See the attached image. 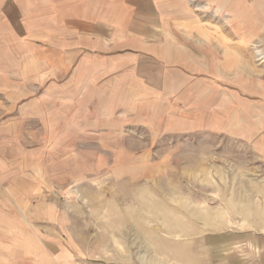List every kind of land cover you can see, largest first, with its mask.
Returning <instances> with one entry per match:
<instances>
[{
  "label": "rangeland",
  "instance_id": "rangeland-1",
  "mask_svg": "<svg viewBox=\"0 0 264 264\" xmlns=\"http://www.w3.org/2000/svg\"><path fill=\"white\" fill-rule=\"evenodd\" d=\"M185 5L225 33L226 11L213 15L211 0ZM249 49L253 92L264 42ZM209 61L208 73L171 74L153 97L63 83L0 102V264H190L221 236L216 256L248 257L238 243L264 231V163L232 138L237 81Z\"/></svg>",
  "mask_w": 264,
  "mask_h": 264
},
{
  "label": "crops",
  "instance_id": "crops-1",
  "mask_svg": "<svg viewBox=\"0 0 264 264\" xmlns=\"http://www.w3.org/2000/svg\"><path fill=\"white\" fill-rule=\"evenodd\" d=\"M185 3L0 2V102L23 101L32 90L36 96L45 87L59 90L63 83L73 90H142L153 97L170 89L171 74L208 73L203 66L204 58H209L211 74L227 73L237 81L228 85L232 99L227 117L242 127L232 138L249 144L264 163V76L257 78L258 90L251 92L248 86L250 45L264 42V0H211L213 15L226 11L225 33L220 32L219 22L191 16ZM45 7L50 13L43 11ZM28 9L35 11L33 17L27 16ZM263 233L246 231L241 237L238 245L248 257L216 256L227 249L222 247L228 237L221 236L211 241V257L190 259V264H264ZM175 261L189 264L186 258Z\"/></svg>",
  "mask_w": 264,
  "mask_h": 264
}]
</instances>
